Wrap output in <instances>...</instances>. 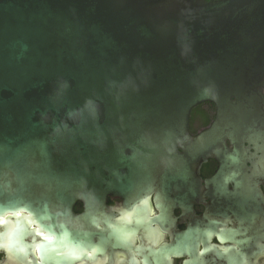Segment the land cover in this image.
<instances>
[{
	"label": "water",
	"instance_id": "water-1",
	"mask_svg": "<svg viewBox=\"0 0 264 264\" xmlns=\"http://www.w3.org/2000/svg\"><path fill=\"white\" fill-rule=\"evenodd\" d=\"M204 102L215 119L192 137ZM260 141L264 0H0V224L13 242L33 225L53 252L141 256L151 226H171L177 183Z\"/></svg>",
	"mask_w": 264,
	"mask_h": 264
},
{
	"label": "flooded vegetation",
	"instance_id": "flooded-vegetation-1",
	"mask_svg": "<svg viewBox=\"0 0 264 264\" xmlns=\"http://www.w3.org/2000/svg\"><path fill=\"white\" fill-rule=\"evenodd\" d=\"M215 113L209 102L194 107L188 120L189 135L207 129ZM226 145L233 149L229 141ZM239 159L235 164H222L209 158L196 178L177 183L171 193V226L165 231L157 222L151 226L141 256L134 252L132 257L115 258L109 250H95L87 252L91 257L84 260L81 249L53 252L52 236L33 225L26 228L24 244H19L9 238L13 227L0 224V264H264V141L245 143ZM154 197L155 193L149 199L152 218L161 215ZM120 203L109 197L106 204L114 209ZM73 210L80 213L82 205L75 204ZM163 244L175 251L169 261L147 255H154Z\"/></svg>",
	"mask_w": 264,
	"mask_h": 264
}]
</instances>
